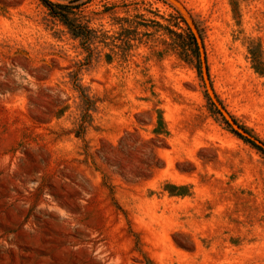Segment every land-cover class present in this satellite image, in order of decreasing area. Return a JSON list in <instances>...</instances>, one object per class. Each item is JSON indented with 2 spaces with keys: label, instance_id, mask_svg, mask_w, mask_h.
<instances>
[{
  "label": "rangeland",
  "instance_id": "rangeland-1",
  "mask_svg": "<svg viewBox=\"0 0 264 264\" xmlns=\"http://www.w3.org/2000/svg\"><path fill=\"white\" fill-rule=\"evenodd\" d=\"M264 0H0V264H264Z\"/></svg>",
  "mask_w": 264,
  "mask_h": 264
},
{
  "label": "water",
  "instance_id": "water-1",
  "mask_svg": "<svg viewBox=\"0 0 264 264\" xmlns=\"http://www.w3.org/2000/svg\"><path fill=\"white\" fill-rule=\"evenodd\" d=\"M188 25H189V28H190V30H191V32H192V34L196 40V43H197V47H198L199 55H200V60H201L202 77H203V81L205 83V86L207 88V92H208V95H209L211 101L216 106L218 111L225 117L228 124L233 128V130L238 135L249 140L250 142H252L257 147L261 148L264 151V144L261 141L257 140L256 138H254L252 135H250L247 131L242 129L240 126H238L235 123V121L231 118V116L228 114V112L224 109V107L220 104V102L218 101V99H217V97L213 91L211 82H210L205 50H204V46H203V42H202L200 33H199L196 25L193 22L189 21Z\"/></svg>",
  "mask_w": 264,
  "mask_h": 264
},
{
  "label": "trees",
  "instance_id": "trees-1",
  "mask_svg": "<svg viewBox=\"0 0 264 264\" xmlns=\"http://www.w3.org/2000/svg\"><path fill=\"white\" fill-rule=\"evenodd\" d=\"M245 130V129H244ZM245 131H247V130H245ZM248 132V131H247ZM241 137V136H240ZM242 139H245V138H243V137H241ZM247 142H249V143H251V144H253L252 142H250L249 140H247V139H245ZM256 148H258L260 151H262L263 152V150L261 149V148H259V147H257L255 144H253Z\"/></svg>",
  "mask_w": 264,
  "mask_h": 264
}]
</instances>
